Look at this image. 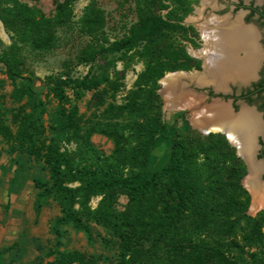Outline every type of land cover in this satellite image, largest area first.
<instances>
[{"label":"rangeland","instance_id":"obj_1","mask_svg":"<svg viewBox=\"0 0 264 264\" xmlns=\"http://www.w3.org/2000/svg\"><path fill=\"white\" fill-rule=\"evenodd\" d=\"M19 1L38 8L48 17L55 15L57 1H65L69 2L71 13L64 22L56 24L55 43L46 50L19 41L16 19L0 13V113L15 134L12 141L0 138V264H49L67 250L93 256L97 264H115L119 238L104 224L93 220L90 238L72 222L61 220L63 203L55 193L54 177L44 159L27 150L28 139L20 132L34 121L41 134L32 140L33 144L39 145L41 141L53 144L66 153L75 172L113 161L109 155L116 147V140L120 142V154L136 156V164L154 169L167 163L172 135L191 139L207 136L208 133L192 125L189 111L169 109L159 93V80L168 71L200 69L202 61L190 50H197L203 44L200 20L196 18L201 0ZM226 1L217 0L218 7L212 11L207 6L203 14L208 16L211 10L217 15L235 17L242 9L247 13V8L234 7ZM243 2L257 4L256 0ZM5 3L0 0V11ZM89 10L94 11L99 23L91 15L87 18ZM141 15L148 22L158 24L157 32L162 33L159 39L141 31L137 23ZM159 17L163 23L158 22ZM132 28L138 39L134 47L121 51L109 48L113 41L131 35ZM157 50L162 52V61H172L169 65L177 61L186 62L188 67L164 70L161 76H158L160 70L147 73ZM172 53L179 54V60L167 59ZM4 57L15 61L18 76H8ZM86 74L108 78L99 85L101 96L96 90H86L78 99L74 97L69 85ZM50 75L69 81L65 89L70 102L63 106L49 90ZM27 84L34 89V95L19 97L15 89L20 90ZM70 112L75 113L76 127L68 123L66 114ZM16 113L20 115L15 117ZM158 121L166 125L163 140H158L159 134L154 132ZM129 171L126 167L124 173ZM246 173L249 174L247 168ZM245 174L240 181L249 194L245 212L249 217L263 218L261 231L264 233V204L254 202ZM261 179L264 181V171ZM63 184L74 186L77 181L65 180ZM38 193L42 196L39 215H36L34 203ZM100 198V194L91 196L89 207H96ZM126 203L123 188H117L113 207L122 211ZM74 209H79L78 204ZM247 232V226L241 222L236 235L240 247L228 246L226 253L232 261L256 264L258 258L264 260V236L260 243H247L241 237Z\"/></svg>","mask_w":264,"mask_h":264},{"label":"trees","instance_id":"obj_2","mask_svg":"<svg viewBox=\"0 0 264 264\" xmlns=\"http://www.w3.org/2000/svg\"><path fill=\"white\" fill-rule=\"evenodd\" d=\"M2 1L7 4L2 5L0 13L10 15L17 21V39L40 50L54 45L56 24L64 22L71 13L70 4L65 1L56 2L53 17L46 16L25 1ZM93 13L89 10L87 18L91 15L92 20L99 23L97 15ZM151 15H148L149 18ZM158 22L163 23L164 20L159 17ZM137 23L141 31L160 38L162 33L157 32L158 24L148 22L143 15ZM137 40L132 28L131 35L113 41L109 48L113 51L128 50L136 45ZM161 57L162 52L155 51L147 73L160 70L158 76H161L164 70L188 67L186 62L177 61L173 63L175 65H169L172 61L164 62ZM167 59L179 60V54H168ZM2 61L8 76H18L12 58L4 57ZM47 80L49 90L61 106L70 102L65 89L69 85L68 79L50 75ZM101 80L108 81V78L86 74L69 86L77 99L86 90H96L101 96ZM15 92L19 93V97L34 95V89L29 84L20 90L15 89ZM74 114L70 112L66 117L68 123L76 127ZM19 115L16 113L15 117ZM28 128L32 130L31 133H27ZM40 131L39 125L31 121V125L23 128L20 134L28 139L27 150L42 157L54 177L55 193L63 203L61 220L72 222L88 238L91 237V220L104 224L108 231L119 238L115 264H241L232 261L226 253L228 246L240 247L236 235L241 222L248 228V232L241 235L243 241H263V218L249 217L245 212L249 194L240 181L246 166L235 148L220 133L209 132L205 137L192 139L172 135L167 163L154 169L136 164V156L120 154V142L116 140V147L109 155L113 161H108L104 166H86L75 172L65 152L44 141L39 145L33 144L32 140L40 136ZM154 132L159 134L156 137L158 140H163L166 125L158 121ZM0 138L6 141L15 138L1 113ZM126 167L129 173H124ZM65 180L77 181V184L64 185ZM119 187L123 188L127 197L122 211H116L113 207L114 191ZM96 194H100L101 198L96 207L91 208L89 199ZM41 196L42 193H38L34 203L36 215L39 214ZM76 204L78 210L74 209ZM49 264L97 263L93 256L84 252L67 250L60 252ZM256 264H264L263 258H258Z\"/></svg>","mask_w":264,"mask_h":264},{"label":"bare ground","instance_id":"obj_3","mask_svg":"<svg viewBox=\"0 0 264 264\" xmlns=\"http://www.w3.org/2000/svg\"><path fill=\"white\" fill-rule=\"evenodd\" d=\"M207 6L213 11L218 7L217 0H201V6L197 7L196 18L200 20L203 44L197 50H190L203 59V70L167 72L160 79L161 94L169 108H190L193 112L191 123L202 132L211 130L227 134L231 143L238 147L239 155L247 161L246 184L254 195V202L264 204V181L261 179L264 164L254 158L257 147L254 136L262 124L259 115L246 106L234 113L228 102L219 99L205 103L203 94L187 87L194 82L226 90L229 81L247 82L255 77L264 55L259 43L260 33L253 24L244 23L245 11L232 17L210 10V15L205 16L203 9Z\"/></svg>","mask_w":264,"mask_h":264},{"label":"flooded vegetation","instance_id":"obj_4","mask_svg":"<svg viewBox=\"0 0 264 264\" xmlns=\"http://www.w3.org/2000/svg\"><path fill=\"white\" fill-rule=\"evenodd\" d=\"M230 2L234 4V7L247 8V13H244V15L245 14L246 15L243 17L244 23L249 24L247 22L251 20L252 21L251 23H254L259 29L262 30V28H264V0L262 1L261 4H258V3L255 4L253 2L245 4L243 0H227L225 3L229 4ZM259 41L264 46V30H262V37L259 39ZM262 51L264 54V47L262 48ZM196 57L202 61V64L199 69V71H202L203 70V59L198 56ZM193 84L194 82L193 83L191 82L189 87L193 89L195 92H199L203 94L205 103H209L213 99H219L221 101L228 102L232 112L234 113L239 111L241 106H246L251 109L253 106H255L256 111L255 110L254 111L259 115V118L262 124H261L260 131L254 136L255 143L257 146L256 151L254 153V156H255L254 158L256 161H261L264 164V55H263L261 63L256 69L255 77L249 79L247 82L229 81L227 83L226 90H222V89L217 90L211 84L203 85L201 87L202 89L200 90V88L195 87V86H194L195 88H193L192 87ZM169 109H176V108L170 107ZM178 109L189 111V114H191L190 116V120H191L193 112L191 111L190 108L186 107V108H178ZM198 130L202 132L200 129ZM209 132H218L224 135V137L228 141H230L227 137V134H225L222 131H211L210 130ZM207 133H204V134H207ZM235 150H236V147H235ZM239 157L243 160L247 168V161L241 155Z\"/></svg>","mask_w":264,"mask_h":264},{"label":"water","instance_id":"obj_5","mask_svg":"<svg viewBox=\"0 0 264 264\" xmlns=\"http://www.w3.org/2000/svg\"><path fill=\"white\" fill-rule=\"evenodd\" d=\"M262 1L263 0H259V1H257V3L258 4H261L262 3ZM243 10V9H242ZM244 11V10H243ZM251 24H253L256 28H257V30L259 31V33H260V35H259V39L262 37V30H264V28H262V30L261 29H259L254 23H251ZM259 43H260V46H261V48H263L264 46L262 45V43L259 41ZM262 61V60H261ZM261 63V62H260ZM180 71H184V70H173V71H168V73H174V72H180ZM194 71H199V69H194ZM185 72H187V71H185ZM159 82H160V88H159V93L161 94V88L163 87V84L161 83V81L159 80ZM193 86H195V87H198V88H201L202 86H198L197 84H193ZM194 88V87H193ZM216 91V90H215ZM161 96H162V94H161ZM163 97V96H162ZM163 100H164V98H163ZM164 103H165V101H164ZM252 109L253 110H255L256 111V109H255V106H253L252 107ZM230 142V141H229ZM231 143V142H230ZM232 145H234L233 143H231ZM235 147H236V154L237 155H239V152H238V147L236 146V145H234ZM240 156V155H239ZM247 170H248V165H247ZM249 171V170H248ZM245 175H247V173L245 174Z\"/></svg>","mask_w":264,"mask_h":264},{"label":"crops","instance_id":"obj_6","mask_svg":"<svg viewBox=\"0 0 264 264\" xmlns=\"http://www.w3.org/2000/svg\"><path fill=\"white\" fill-rule=\"evenodd\" d=\"M39 215V214H38Z\"/></svg>","mask_w":264,"mask_h":264}]
</instances>
